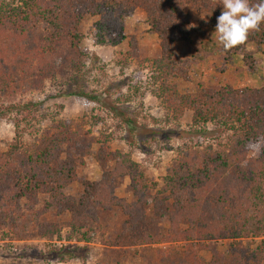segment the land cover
Instances as JSON below:
<instances>
[{"label":"trees","instance_id":"trees-1","mask_svg":"<svg viewBox=\"0 0 264 264\" xmlns=\"http://www.w3.org/2000/svg\"><path fill=\"white\" fill-rule=\"evenodd\" d=\"M214 4L215 0H0V103H6L0 115L15 114L14 138L4 150L0 144L1 233L7 228L16 240L58 237L60 227L51 221L45 224V216L66 213L68 239L87 242L101 214L115 208L125 217L108 244L116 258L139 256L138 264H264V86H199L181 93L168 84L170 76L187 78L189 62L174 60L173 44L188 42L199 30L191 23L188 9L216 19L221 4ZM136 8L143 10L159 39L160 55L151 62L152 72L157 73L154 78L161 79L155 95L164 97L177 115L191 112L195 130L190 131L206 132L208 125L219 131L214 143L178 152L160 187L129 152L110 149L114 132L95 134L84 128V119L36 126L48 116L42 113L37 118L41 102L13 101L22 92L40 91L51 83L63 86L62 94L99 103L100 97L85 89L90 53L82 45L80 25L85 16L96 17L94 42L116 46L126 37L125 18ZM131 39L126 55L133 59L138 54L135 38ZM248 40L263 43L264 24ZM240 48L245 65L253 70V56ZM130 98L121 95L112 103ZM107 106L112 117L132 125L117 106ZM92 118L97 124L104 122L102 115ZM24 133L30 140H23ZM91 155L102 170L101 177L81 180L79 194H67L65 187L78 180ZM110 161L113 164L106 169ZM124 176L130 181L132 201L114 192L116 180ZM149 200L159 215L167 216L168 226L161 232L149 230ZM257 237L261 239L253 244L245 242ZM221 239L228 240L225 251L217 246ZM201 250L210 253L208 260L199 254Z\"/></svg>","mask_w":264,"mask_h":264},{"label":"rangeland","instance_id":"rangeland-1","mask_svg":"<svg viewBox=\"0 0 264 264\" xmlns=\"http://www.w3.org/2000/svg\"><path fill=\"white\" fill-rule=\"evenodd\" d=\"M188 12L191 23L199 30L192 34L188 42L177 41L173 44L174 60L187 59L189 62L186 68L187 78L182 80L170 76L168 84L174 85L181 93L193 92L199 86L213 88L224 85L234 88L264 86V42L247 40L242 45L245 52L254 58L253 70H248L243 61L242 48H233L225 54L216 42L214 31L217 20L212 14L196 13L192 9H188ZM95 20L96 17L85 16L80 25V32L83 36L82 45L90 53L84 73L87 81L85 89L98 95L101 100L99 103L84 96L62 94L60 92L64 87L51 83L40 91L22 92L13 101L16 104L25 101L41 102L42 110L37 113V118L42 113L48 116L36 123V126L44 127L50 124L51 120L78 122L84 119V128L95 134L99 130L114 132L115 138L109 143L110 149L122 153L129 152L131 158L145 170L147 177L156 181L160 187L166 168L176 158L178 152L193 145L214 143L219 131L211 125L207 126L206 132L190 131L195 130L191 124V112L188 110L177 115L173 109L168 108L164 97L159 98L155 95L161 79L154 78L157 73L152 72L151 62L160 55L159 39L146 23L142 9L136 8L125 18L126 37L116 46L99 45L94 42L92 24ZM132 36L135 38L138 57L130 59L126 52L129 50ZM127 94L131 97L129 100L112 103L116 97L121 95L125 97ZM108 104H114L122 110L132 125L121 118L112 117L108 111ZM5 105L6 103H0V108H5ZM3 112L5 113L0 115V144L4 150L14 138L12 119L15 114ZM96 114L103 116V123L94 122L92 117ZM23 140H30L29 135L24 133ZM112 164V161L107 162L106 169ZM101 174L102 170L95 157L88 156L85 166L78 173V180L68 184L64 191L76 196L82 188L81 180H98ZM114 192L127 201L134 199L127 176L116 180ZM151 193H154V190H151ZM159 197L162 198L163 195ZM166 204L171 207L170 201H166ZM68 219L66 213L52 212L45 216V224L51 221L60 227L58 237L35 236L26 240H16L6 228L5 233L0 232V264H106L107 261H109L107 264H115L117 259L119 260L117 264H138L139 256L128 254L116 258L108 249L109 241L114 240L125 220L120 210L114 208L102 213L100 224L90 232L87 242L68 239L69 228L66 225ZM146 220L152 233L161 232L168 226L167 216L159 215L153 209L151 200L146 206ZM262 237L264 239V235ZM259 239L261 237L245 242L253 244V241ZM227 243L228 240L221 239L217 241V246L225 251ZM160 246L164 247L165 244ZM199 254L206 260L210 258V253L205 250H201Z\"/></svg>","mask_w":264,"mask_h":264},{"label":"clouds","instance_id":"clouds-1","mask_svg":"<svg viewBox=\"0 0 264 264\" xmlns=\"http://www.w3.org/2000/svg\"><path fill=\"white\" fill-rule=\"evenodd\" d=\"M217 4L222 5V12L216 18L214 33L225 54L244 45L249 34L259 31L264 24V0H257L256 3L250 0H215L214 7ZM201 18L204 19V16Z\"/></svg>","mask_w":264,"mask_h":264}]
</instances>
